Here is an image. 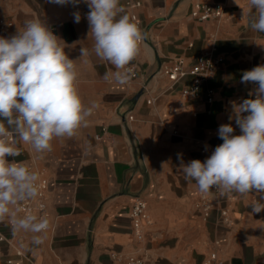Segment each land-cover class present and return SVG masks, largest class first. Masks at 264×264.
<instances>
[{"label":"crops","instance_id":"0c3cea01","mask_svg":"<svg viewBox=\"0 0 264 264\" xmlns=\"http://www.w3.org/2000/svg\"><path fill=\"white\" fill-rule=\"evenodd\" d=\"M140 1L137 14L146 39L130 63L138 78L118 88L102 79L105 71H115L113 66L94 54L81 58V47L91 50L93 43L84 0H79V23L73 4L0 0V15L14 22L13 34L26 19L40 18L67 45L65 53L76 61L78 93L86 107L95 104L71 138H54L43 153L19 142L21 155L7 157L26 161L31 171L48 179L50 217L48 229L38 234H14L7 219L0 223L6 239L0 242V264H128L131 255L144 264H202L214 251L224 264H264V211L251 214L249 206L257 194L232 193L228 228L216 210L207 219L195 210L197 185L187 183L180 171L181 160L202 161V146L223 143L221 124L231 123L233 134H241L235 120H229L231 102L255 98L250 93L257 85L242 83V73L264 65V34L249 27L248 0ZM120 3L130 18L126 0ZM196 3L221 4L226 14L219 21L198 22L190 16ZM213 46L224 62L199 96L183 97L191 77L172 83L163 68L179 58L191 66ZM210 89L212 103L207 102ZM104 127L107 134L96 140ZM138 198L147 203L150 220L143 242L136 239L130 218ZM34 235L41 244H33ZM115 253L122 261L111 258Z\"/></svg>","mask_w":264,"mask_h":264},{"label":"clouds","instance_id":"9594fccd","mask_svg":"<svg viewBox=\"0 0 264 264\" xmlns=\"http://www.w3.org/2000/svg\"><path fill=\"white\" fill-rule=\"evenodd\" d=\"M58 5L79 0H48ZM92 48L81 47V58L94 54L101 63L113 66L102 79L118 88L131 81L128 66L139 52L145 33L133 22L120 0H84ZM249 27L264 34V0H248ZM254 10V11H253ZM80 22L79 12L73 13ZM258 45H261L257 43ZM264 46V45H261ZM61 41L40 18H29L16 34L0 37V223L7 219L11 231L42 233L47 219L35 215L18 217L10 205L35 198L39 176L26 161H9L21 155L18 143L29 144L36 153L51 149L54 138L69 137L92 115L95 104L86 107L77 90L76 61L70 59ZM242 83L256 84L255 98L231 102L240 129L234 135L231 123L221 124L217 145L203 162L181 160L180 171L187 183L195 182L199 192L215 189L221 196L257 194L250 204L251 214L264 211V65L242 73ZM246 114V115H245ZM33 244L42 239L33 236Z\"/></svg>","mask_w":264,"mask_h":264},{"label":"built area","instance_id":"2783aa9c","mask_svg":"<svg viewBox=\"0 0 264 264\" xmlns=\"http://www.w3.org/2000/svg\"><path fill=\"white\" fill-rule=\"evenodd\" d=\"M126 7L131 11L130 19L137 23L142 31L145 33V27L137 14V10L142 7L140 0H126ZM75 12H79L80 16L83 15V10L80 4H75ZM226 14L225 7L221 4H206L196 3L191 12V18L198 22H206L211 20L219 21ZM14 22L6 19L0 15V37H10L13 34ZM57 28H54L56 30ZM146 39V38H145ZM144 41L141 43L139 52L140 54ZM137 54V55H138ZM224 62V58L220 55H216V49L213 46L210 51L204 52L193 65L188 66L184 58L177 59L172 65L163 68V74L172 82L178 83L187 77H191L192 82L188 88L182 91V96L185 98H194L199 96L203 84L214 75L219 66ZM131 73V81L138 78V70L135 64L128 66ZM214 101V90L210 89L207 92V102L212 103ZM151 103V102H148ZM130 121L134 120L133 116L129 117ZM177 134V132H174ZM107 134V128H102V134L96 136V140H102V136ZM214 147L202 146L200 148V154L202 156V162L211 155ZM38 194L35 198L25 200L17 205H14L11 210L15 211L18 217H24L26 215H35L38 219H49L50 213L48 209V179L40 176L36 182ZM234 198L233 194L221 196L215 189L210 190L209 193L204 194L197 192V198L194 203L195 210L200 213L205 219L209 218L213 211H217L220 217V223L225 227H231L233 220L228 208V203ZM131 225L134 229V234L138 242L145 240L144 228L150 224L148 206L147 203L138 198L133 204L130 211ZM48 229V228H47ZM5 237L0 234V242H4ZM18 256H21V252H17ZM111 258L116 261H122L123 256L120 253L111 255ZM128 264H144V260L138 258L135 255L128 256L126 258ZM6 264H14L12 260H8ZM202 264H224V262L218 257L216 251L211 252L208 258Z\"/></svg>","mask_w":264,"mask_h":264}]
</instances>
